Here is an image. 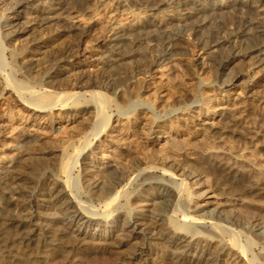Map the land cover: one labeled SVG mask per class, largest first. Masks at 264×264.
<instances>
[{
	"label": "bare ground",
	"instance_id": "bare-ground-1",
	"mask_svg": "<svg viewBox=\"0 0 264 264\" xmlns=\"http://www.w3.org/2000/svg\"><path fill=\"white\" fill-rule=\"evenodd\" d=\"M4 2H7L5 4H7L6 9H8V12L5 9L7 18H0V20L5 22L2 25L0 24V34L4 35V37L7 36L9 40H13L14 38L17 39L26 33L32 34L36 26L33 28L31 26L34 25L33 22L36 19L33 22L32 20L34 18L30 20V24L28 21L21 22L24 18L22 17L24 13L23 10L28 9V4L32 2V0H15L14 2L13 0H0V3ZM61 2V0H51L52 5L54 4V8H52L54 13L44 8L43 17L40 18L39 21L46 22L47 24V21L57 16V18L60 17V20H64L66 22L65 24H70L72 31L77 30V22H80L87 12L84 11L83 13V11L80 12V10H77L75 6H73L75 0H69V4L66 3V5H64L65 7L62 6L63 3L61 4ZM135 2L137 1L94 0L95 9L99 8L104 15V30L107 37L106 43L103 42V47L107 49L105 51H108V49L110 51L112 49L113 51V48H118L119 45L124 42L126 44L127 42H132V44H134L131 36L135 27L143 19H152L155 23L161 25V27L164 21H167L166 19H171L180 26L187 27L188 30L191 29L194 33H199L201 30L198 29L199 31H197V28L200 26L203 27L202 24L206 23H199V18L204 12L207 10L209 11V7L212 6L219 10H229L228 13H230L231 16H235V14H243L245 16L244 13H248L251 18L249 22L248 20L246 22L248 26H245V24L243 25L244 28L246 27L247 29L239 35H230L231 37L222 36L219 39L217 38V41L213 43H211L213 40H209V45H207L208 53L213 54L218 51L221 46H226V48L232 52L231 57L227 60L228 63H231L238 57L256 59L251 67L254 69L260 68L259 71L264 72V0H159L156 5L152 6L149 4L150 6L143 7L142 9L137 8L138 3L134 4ZM119 17H121V19ZM31 22L33 23L32 25ZM218 22L219 21L216 20L214 23L217 24ZM168 28L163 27L161 31L156 30V37L154 33H148L153 34L152 36L155 37L156 40L158 37L157 35L160 33L162 35H160L161 37L159 36L161 38V43L159 48L157 45V48L160 50V47H163L161 48L163 51H160L163 55L160 56L158 54L160 57L156 60L157 62L155 63H157V65H155L157 68L163 69V71L171 65V59L175 58L173 56L176 55L177 57L179 47H183L179 46V40H182V42L183 40H187L184 37L185 34L181 36L174 33L175 35L170 36V32L167 31ZM164 31L167 32L164 33ZM149 36L151 37V35H148V37ZM132 37H134V35ZM151 40H149V42H144L151 44L153 42ZM42 41L37 43L36 47H34L35 50L32 53L33 55L44 54L43 50L46 49L47 45L46 43H42ZM204 41H206V39ZM242 42L247 44L245 49H240L237 46L238 43L241 44ZM147 43L145 44L147 45ZM132 44H130V47ZM203 44H205V42ZM124 47H126V45H124ZM99 48L98 46L95 50H100ZM117 51L119 52V50ZM45 53L47 54V52ZM103 54L101 58L106 59L105 56L108 55L105 54L104 56ZM121 56L124 55L122 54ZM115 61L121 62V58ZM201 62L202 59L198 61V64ZM220 62L216 70L219 71V76L223 78L222 85L220 87L217 84L213 85L225 95L241 85L240 90L244 97L243 100L242 98L239 99L241 92L239 93L238 91L237 101L235 99L232 102L229 100H220L218 111H215L214 107L215 112L212 113L208 106H203L202 102L198 101L197 98L191 94L193 100L189 105L177 110H171V113H169L172 114L171 116H176L177 121L180 122L181 126L177 128L174 122L169 121L171 116H167V114L160 116L155 115L153 106L144 104V101L132 100L128 102V99V110H126V112L123 111L124 109L121 107H117V109H119L118 113H116L117 117L131 124H137L134 118L135 110H145L147 114H150V119L144 122L145 126L143 125V129L140 128L144 130L143 135L146 140L152 145L165 150L163 152L167 151V154L173 155V158L174 156L177 158H182L183 156L193 162L192 165L188 163H175L168 161L169 157L163 155L158 159L161 161H158L160 163L158 167L154 166L155 164L150 165L151 162H148L149 165L140 163L136 171L138 176H142L143 181H141L137 187L139 191L148 194V197H145L142 201L143 204L141 206L143 209L140 211H136L133 207L128 208L126 206L128 204L127 202V204L122 206H126L128 210L123 211L121 209L120 201L125 196L124 189L126 188L129 174L122 164V167L120 166L116 159L115 163H111L114 162L113 159V161H110L111 159L107 162L103 161L104 167L97 168L95 163L96 160L99 159V155H101L99 152L100 149L96 150L97 148L94 150L92 149L93 151L88 158L89 162H85L83 176L85 175L84 177H88V179L85 178L87 179L85 182L87 181L88 183V190L84 189L91 193L94 198L93 200H96L99 210L101 209L102 213H97L98 211H93V209L91 210L93 205L85 202L87 192L84 202L80 201L81 199L78 200L79 197L76 198L73 196L74 194L71 195L72 193L66 194L70 187L68 177L70 179V175L74 169L73 167L77 165L78 158H80L79 156L82 154L84 155L85 148L88 149L87 147H90L93 143H89L88 146H83V148L80 149H75V147L73 149L74 156L72 158L61 159L63 161L59 173L65 178L67 177V180L65 183H62L59 181L58 177H55L52 180L51 188H45L41 185L42 188L40 191L42 193V198L38 200L40 205L34 204L35 194L36 191L40 189V185L34 184L33 182L35 180H32V182L30 181L31 179L29 180L25 176L15 175L16 173H14L12 169L18 159H24L30 156L32 152L37 151L36 144H32L23 150L20 149L21 151L18 150L15 154L17 159L14 157H12L11 160H7L8 158H5L6 160L0 158V264H20L22 261L28 264H50L56 257H61L63 262L71 264L73 261L79 259L82 252H87V250L101 253L106 252V250L111 252L112 249L116 254L121 248L130 245L134 247L132 252L128 254L120 252V255L121 253L127 254L124 256V260H127L125 264H159L161 261H167V264L168 262L171 264H200L204 261L208 264H219L222 261L221 256H227L226 251L228 249L233 252L238 251L244 258V264H264L263 255V258L262 256L260 257L261 262L259 263H254L253 257L249 259L246 252L247 246L241 243L242 233L245 232L244 234H249L250 236L252 235L262 240L264 244V227L255 223L243 225L240 223L241 221H238L239 219L237 220L235 215L229 214L232 213L234 211L233 209L238 205L248 208L250 206H258L264 209V182L261 179L264 172V160L260 155L261 152H264V147L261 148L260 151L251 150L246 147V145L253 147L255 138L261 133L252 125V118L250 119L252 114L249 117V113L250 110L257 109V106L258 109L264 110V92H259L258 89L261 88L260 81L257 80L256 76L253 80L248 76V80L245 82L240 84L235 83L240 77L246 76V73L243 71H232L226 64H223L225 63L224 61ZM76 64L77 63H72L70 67L77 66ZM60 70L69 73L71 68L61 67ZM168 82L161 79L155 84L151 78H143L137 79L134 83L138 88H149L155 84L154 89L157 85L155 91H158L160 88L170 89L172 85L169 86L170 84H168ZM6 84L7 83H5V86ZM201 87L210 88L211 86L202 84ZM19 93L17 94L20 98L23 97V95L21 96ZM47 93L50 95L49 92ZM64 93L58 96V93H53L56 95H53L55 98L51 99V102L52 100L53 102H49L50 110H57L56 107H59L58 112L67 110V112L64 113L66 122L71 123L73 119L77 118L81 124L83 123V125L90 129L88 131L90 134L83 138L87 139L89 135L93 137V140L99 138V132L100 134L102 133V131H100L101 128L105 130L107 127L105 125L109 123L108 118L110 119L109 116H107L108 118L106 117V102L103 101V98H100L101 95L99 97L98 93L91 92L88 95L90 98L89 104L88 100H84L85 96L75 95L77 98L82 99V104H84L85 101L87 102H85L84 105H80L79 102H77L79 100H77V98H74L75 103L72 102V95L74 94L72 93L70 95L72 98H69L73 104L68 108L65 101L70 102L67 97L69 94L67 93L65 100L62 98V96H65L63 95ZM197 94L198 96H202L201 94L199 95V93ZM32 95L34 98L35 95L33 93ZM32 95L30 96L31 98ZM43 95L44 94H42L41 97ZM46 95L47 94H45V96ZM19 96L17 97L19 98ZM221 96L225 97L223 95ZM20 98L18 100L21 102L23 98ZM212 100H210V102ZM22 103L24 104V102ZM27 104L29 105L30 103L28 102ZM47 105L46 103L45 107H42V105L39 107L35 104L33 107H29V109L36 117H40L42 114H46V110L49 108L46 109ZM238 114L242 115V118L238 116ZM139 124L141 125V123H138V125ZM241 125H243L242 129H247V132H242V130L238 129ZM111 126L113 127L111 128ZM111 126L110 129L112 133H115L120 123L116 119L112 122ZM90 137H88L89 141ZM85 144L87 143L85 142ZM81 145L78 147H81ZM100 158L106 160L108 157L102 156ZM80 161L79 163H81ZM157 170L161 172V175L155 174ZM201 170H207L208 175L205 173V175H203L200 172ZM77 172H79V170ZM209 172L213 173V179H211L212 176ZM43 176H46L45 173ZM82 179L80 181H84ZM9 180L20 182L23 188L14 189L9 183ZM71 190H73L72 186ZM135 192L134 195H137V192ZM185 193H188L190 196L186 205L183 204V196ZM253 197H259L262 201H254ZM90 199H88L89 202L91 201ZM19 202L21 204L20 206ZM52 207L59 208L61 216L59 215L60 219L58 221H60L61 225L66 230H71L73 226H76L74 229L76 237H73L72 234H68V237L70 235V237L72 236L75 240L69 239L64 230L55 231L56 229L50 225L41 224L36 221L35 214L33 216V213H35L33 209H51ZM94 210L96 209L94 208ZM111 212H116V216L122 214L124 217L121 221L122 224L120 223L122 225V234L121 232L119 234H121L122 237L118 234L119 238H123L124 240L122 239L119 241V239H116L118 235L116 234L117 236H114V232H116L114 228L106 230L107 227L111 226H106V224L103 225V223L107 221V218L109 219ZM110 220L112 219L110 218ZM144 221L148 223H144ZM95 224L96 229L94 232L90 233L89 229ZM112 226L114 227V225ZM138 239L145 240V244L143 242L142 245L141 242H139L140 245L133 243L134 241L138 243ZM152 241L158 242V245H161L160 248L162 249V247H164L165 251L169 249L164 255L161 254L158 256L159 260L155 258L157 256H154V258L152 257ZM134 244L135 246H133ZM231 256L232 255H230V257ZM190 257H192V260L189 259Z\"/></svg>",
	"mask_w": 264,
	"mask_h": 264
},
{
	"label": "rangeland",
	"instance_id": "rangeland-1",
	"mask_svg": "<svg viewBox=\"0 0 264 264\" xmlns=\"http://www.w3.org/2000/svg\"><path fill=\"white\" fill-rule=\"evenodd\" d=\"M14 1L15 0H13V2ZM61 1H62L61 4L63 3L62 4L63 7H65L64 5H66V3L69 4V0H61ZM136 1L137 2H135L134 4L138 3L137 8L142 9L143 7L156 5L159 0L158 1L136 0ZM5 3L7 2L0 3L2 5V6L0 5V18L1 17L7 18V13L5 12V9L7 8L6 6L7 4ZM29 4H28V9L23 10L24 15L22 14V17L24 18L21 20V22H27V21L29 22L34 18L32 20L33 22L36 19L33 22L34 25H32L33 23L31 22L32 28L36 26L34 28L33 33L32 34L26 33L21 37H18L17 39L14 38L13 40H9L7 39V36L4 37V35L0 34V158L2 159L8 158L7 160H11V158L14 157L17 159L15 154L17 153L18 150L21 151L31 146L32 144L34 145L36 144L37 151L32 152L30 156L25 157L26 159L25 158L18 159L16 163L13 165L12 168L13 172L16 173L15 175L17 176L22 175L23 177L24 176L27 177V179L29 180L31 179L30 181L35 180L34 182L33 181L32 182L34 184H38V186L42 185L45 188H51L50 186L53 182L52 180L55 177H58L59 181H61L62 183H65V181L67 180V177L65 178L59 173V169L62 161L65 158L68 159L74 156L73 149L75 147H76L75 149L77 148L80 149L83 148V146L84 147L88 146L89 143L90 144L93 143L90 147H87L88 149L90 148L89 150L85 148L84 155L82 154L79 156L80 158H78L79 160L77 162V165L73 167L75 170L72 168L73 171L71 175L69 174L70 179L68 177V182L70 187L68 188L66 194L68 195L72 193L71 195L74 194L73 196H75L76 198L79 197L78 200L81 199L80 201L84 202L85 194L87 192L86 198H88V196L90 195L88 199L91 198L90 200L92 202L91 201L89 202L88 199L86 198H85L86 200L85 202H88L89 204L91 203L93 205L91 210L93 209V211L96 212L98 211L97 213H102L101 209L99 210L96 200H93L94 198L91 195V193L89 191H86L88 190L87 189L88 183L87 181L85 182V180H87L88 177H84L85 175L83 176L84 166H85L84 164L85 162H89L88 158L90 156V153L95 148H97L96 150L99 149L101 150V151L99 150L101 155H99V159H97L95 163L97 168L104 167L103 161L107 162L109 159H111L110 161L114 160V162L111 163H115L117 160L120 166L122 167L123 165L124 169H126V171L129 174L128 182H126V188L124 189L125 190L124 197L126 198L123 197L121 200L122 202L120 201L121 209L123 211L125 210L127 211L128 208L130 207L131 208L133 207V209H135L136 211H140L141 209H143V207L141 206L143 204L142 201L144 200L145 197H148L147 193L139 191L137 187L138 184H140L141 181H143L142 176H138V173L136 171L140 163L144 165H149V163L151 162L150 165L155 164L154 166L158 167L160 166L159 162H161L158 159L161 158V156L163 155L164 156L167 155L169 157L168 161L171 162H175V163L178 162L182 164L188 163L191 165L193 163L192 161H189L183 156L182 158L181 157L177 158L175 156L173 158L172 157L173 155L167 154L168 153L167 151L163 152L165 150H162V148L152 145L149 141L146 140L145 136L143 135L144 130H141V128L143 129L145 126L144 122L150 119L149 117L150 114H147L145 110L136 109L134 112V118L136 119L137 124H131L117 117L116 113H118L119 110L117 109L118 106L124 109L123 111L126 112V110H128L127 106L129 101L132 100L142 101V102L144 101L143 102L144 104L146 105L149 104L150 106H153V108L155 109L154 110L155 115L160 116L167 114V116H171L172 114H169L171 113L170 112L171 110L173 111L182 108L184 106L186 107V105H189L192 102L193 100L191 98L192 97L191 94H192L197 98L198 101L202 102L203 106H208L211 112L214 113L219 109L220 100L223 101L229 100L232 102L235 99L237 101L238 91L239 93L241 92L240 94L242 95V91L240 90L241 85L238 86L237 89L228 92L227 94L228 96L223 94L221 90H219L216 86L213 85V84H217L219 87L222 85L223 78L219 76V71L216 70L217 65L220 61L221 62L224 61L225 63L223 64H226L229 67V69H231L232 71H243L244 73H246V76L240 77L238 81L235 83L240 84L242 82H245L246 80H248V76L249 78H251V80H253L254 77L256 76L257 80L260 81V87H261V88L259 87L260 89L258 90L261 93L264 92V72L259 71L260 68L254 69L251 67L252 63L256 59H249V58L246 59L243 57H238L234 59L231 63H228L227 60L231 57L232 52L228 48H226V46H221V48L218 49V51L213 53L214 55L209 54L208 53L209 51H207V47H208L207 45H209L210 41L213 40L211 42L213 43L217 41V38L219 39L222 36L229 37L230 35L231 36L239 35L245 29H247L246 27L244 28L243 25L245 24V26H248V23L246 22L247 20L249 22L251 18L248 13H244L245 16L243 14H235V16L234 15L231 16L230 13H228L229 10L228 11L226 9L219 10L216 9L215 7L210 6L209 7L210 10L204 12L202 16L199 18V23L202 24V22H206L202 24L203 27L200 26L199 28H197V31L201 30L199 33L198 32L194 33V31L192 32L191 29L188 30L187 27H182L177 22L172 21L171 19H166L167 21H164L162 27L158 23H155L152 19H143L135 27L134 30L135 33L133 32L132 34V36L134 35V37L131 36V39H133L132 41L134 44H132V42L131 43L127 42V44L124 42L122 43L123 45L120 44L118 48H115L116 50L113 48V51L112 49L111 51L109 49L108 51H105L107 49L103 47V42L106 43L105 41L107 37L104 30V22H105L104 15L99 8L95 9L94 0H82V1L75 0V2L73 3V6H75L77 10H80V12L82 11L83 13L84 11L87 12L84 14L85 16L83 17V19H81L80 22H77L78 29L75 31L71 30L70 24H65L66 22L64 20L62 21V19L60 20L59 19L60 17L57 18V16H54L52 18L53 20L51 19L47 21V24L46 22L44 23L41 21L42 22L41 23L39 21L40 18L43 17V12L45 11V9L46 10L49 9V12L54 13L52 9L54 8V4L52 5L51 0H35V1L32 0V2H30ZM7 10L8 9H6V11ZM246 16L248 17V19ZM119 18L121 19V17ZM213 20L214 22L218 20L219 24L218 23L215 24ZM3 23L5 22L0 20V24L2 25ZM175 25L177 26V28ZM163 27L170 28V29L168 28L167 30L168 32H170L171 34L170 36H173L175 34L183 36L185 34L184 37L187 39V40H183V42L182 40H179V46H183V47H179V50L177 51L178 53L177 57L176 55L173 56L175 57L171 59L173 62L171 61V65L165 68L164 71L163 69L161 70V68H157L156 67L157 63H155L157 62L156 60L159 59L158 57L163 55V53L160 52L163 51L161 50V48L163 47L161 46L160 50L158 49L161 43L160 37L162 35L161 33L160 34L157 33L159 35H157L158 37L156 40L155 31L156 30L161 31ZM167 31H164V33H166ZM148 33H154L155 37L152 36L153 34H148ZM147 34L151 35L152 38L150 36L148 37ZM203 38H205L206 41H204L205 39ZM154 39L156 40L155 43H154L155 41ZM149 40L153 42L151 44L147 43L149 42ZM41 41L42 43H46L47 45L46 49L43 50L44 54L33 55L32 53L35 50L34 47H36V44ZM204 42L205 44H203ZM145 43H147V45ZM130 44H132L131 47ZM124 45H126V47H124ZM98 46L100 47L99 48L100 50H95L96 47ZM237 46L240 49L242 48L245 49L247 47V44L242 42L241 44L238 43ZM117 50H119L120 53ZM45 52H47V54ZM121 53L124 56H121L122 55ZM102 54L104 56L105 54L108 55L105 56L106 59L101 58ZM118 55H120L121 57ZM120 58H121V62L115 61ZM201 59L202 62L198 64V61H200ZM99 61L101 64L99 63ZM71 62L73 64L77 63L76 64L77 66L70 67L72 64ZM61 67H65L69 69L71 68V71L69 73H66L60 70ZM143 78L144 79L151 78L155 82V84L161 79L167 82L169 81L168 84H170L169 86L172 85L171 86L172 88L171 87L170 89L160 88L158 89V91H155L157 87L156 85L154 89L155 84L149 88H144V87L138 88V86H136L134 82L137 79H143ZM5 83H7L6 86ZM202 84H207L208 86L211 87L202 88L201 87ZM31 91L37 99L35 97L33 98ZM47 92H49L50 95H48ZM61 92L66 93L63 94L65 95L64 97L62 96L63 99L66 98L67 93L69 94V96H67L68 98L72 93H74L72 95L73 98L72 96L70 97L72 98V102L74 103H75L74 98L76 99L77 98L76 96L78 95L85 96L84 100H88V104L90 101L88 95L91 92L98 93L99 97L101 95L100 98H103V101L107 103V104L105 103L107 109V110L105 109L106 117L109 116L110 119L107 117L109 123L105 125L107 126L105 130L104 129L102 130L101 128L100 131H102V133L100 134L99 132L100 135L99 138L96 137L97 139L93 140V137L92 136L90 137V135L88 136L90 137V141L88 137L87 139L83 138L84 136L86 137L88 134H90V132H88L90 129L85 125H83V123L81 124L77 118L73 119L71 123L66 122V118H64V113L67 112V110H64V112L61 111L58 112L59 107H56L57 110L55 109L50 110L49 104L53 102V100L51 102V99L55 98V96L53 95H56L57 93H58L57 96L62 95ZM17 93L21 94V96L23 95V97H21L23 98L21 102L18 100L20 96ZM197 93H199V95L201 94L202 96H198ZM42 94L44 95L41 97ZM45 94H47L48 97L47 95L45 96ZM16 95L19 96V98ZM31 95L32 98L30 97ZM221 95L225 97H222ZM241 95H239L240 96L239 99L242 98L243 100L244 97L243 95L242 96ZM70 98H69L70 102L65 101V104H67L68 108L71 107L73 104L71 103ZM78 99L79 98H77V100ZM210 100L212 101L210 102ZM22 102H24V104ZM28 102L30 103L29 105L27 104ZM77 102H79L80 105L83 103L82 99H79ZM34 103L36 104V106L39 107H41V105L42 107H45V104L47 103L48 105L46 106V109L48 107L49 108L48 110H46V114H42L40 117H36V115H34L33 112L29 109V107H33L35 105ZM214 107H215V111H214ZM238 116H241L242 118V115L238 114ZM249 117L250 119L252 118L251 121L254 128L261 133L259 136L255 138L254 141L255 147L254 146L251 147L250 145H246V147L251 150L260 151V149L264 147V110L258 109L257 106V109L255 108L250 110ZM116 119L120 123V126H118L117 130L115 129L116 130L115 133H112L110 126L112 122ZM169 119H170L169 121L174 122L176 128L178 126H181L180 122L177 121L176 116H171ZM138 123H141V125L140 124L138 125ZM113 126H111V128ZM242 126L243 125H241V127H239L238 129L242 130V132H247V129H242ZM85 142L87 144H85ZM80 145L81 147H78ZM260 155L264 160V152L263 153L261 152ZM102 156L108 158L106 160H102V158H100ZM79 161L81 163H79ZM78 170L79 172H77ZM200 172L203 175L205 174L208 175L207 170H201ZM44 173L46 175L45 177L43 176ZM155 174L161 175V172L157 170ZM209 174L212 176L213 173L209 172ZM78 175L81 176L79 177ZM38 177L40 178V180ZM213 178L214 177L212 176L211 179ZM81 179L84 181H80ZM261 179L264 182V172L261 176ZM9 183L14 189L23 188V185L20 182L10 181ZM70 183L73 184L71 185ZM40 186H39L40 189L38 190L36 189L37 191L34 199V204H39V205L40 202L38 200H41L42 198L41 197L42 193L40 191L42 186L41 187ZM71 186L73 190H71ZM134 192L138 196L134 195ZM189 199H190L189 194L185 193L183 196V204L186 205V202ZM253 200L258 202L262 201L261 198L259 197H253ZM125 204H127L126 206L128 208L126 206L125 207L122 206ZM20 205L21 204L19 202V206ZM238 206L235 207L236 209L234 208L233 209L234 211L229 214L235 215L237 217V220L239 219L238 221H241L240 223H242L243 225L244 224L250 225L251 223H255L264 227L263 208H260L258 206L256 207L250 206L249 208L244 206L242 207L241 205ZM93 207L96 210H94ZM33 210H35L33 216L35 214V219L36 221H38V223L45 225L48 224L54 229H56L55 231L64 230L65 234H67V237L68 234H72L73 237L74 236L76 237V234L74 233V229L76 226L75 227L73 226L71 230H66L61 225L60 221H58L60 219L59 215L61 216L58 207H52L51 209L35 208ZM116 215H117L116 212H111L109 219L107 218V221L103 223V225L106 224V226H111V227H107L106 230H110L111 228H114V230L116 231L114 232V236L116 234L118 235L121 232V228H122L121 221L124 218L122 214L119 216ZM110 218L112 220H110ZM144 223H148V222L144 221ZM112 225H114V227ZM146 225L149 226L148 224ZM95 229H96V224L89 229V232L92 233L94 232ZM244 233L245 232H243L241 236V243L244 246H247L246 248L247 250L246 249L245 250L247 252L249 259H252L250 257H253L254 263L261 262L260 257L262 255L264 256V244L262 243V240H259L257 237H253L252 235L250 236L249 234H244ZM121 234L119 235L121 236ZM119 235L115 237L120 241L123 238H119ZM72 236L70 237L69 235L68 238L75 240V238H72ZM144 241L145 240L141 239L137 241L138 243H136V241H134L133 243L140 245L139 242H141L142 245L143 243L145 244L146 241L145 242ZM155 242L156 241L151 242L153 245L152 248L151 247L150 248L151 251H153L152 257L154 258V256H157L155 258L159 260L158 256L161 254L164 255L169 249H166L167 251H165L164 250L165 248L162 247L163 249L162 250L160 248L161 245H158V242L156 243ZM135 244L133 246H135ZM132 249H134L132 245L123 247L120 250H118L119 254L118 253L115 254V251L112 249L111 252L106 250V252H101V253L97 251L93 252L87 250V252H82L79 256V259L73 261L71 264H75V263L76 264H125L127 260H124V256H126L129 252H132L133 251ZM120 252H125L127 254L121 253L120 255ZM226 254L229 257H227L226 255L221 256L222 261L219 264L245 263L244 258L242 257V255L238 253V251L233 252L232 250L228 249L226 251ZM230 255H232L231 256L232 258L230 257ZM255 258L257 261L255 260ZM189 259L192 260V257H190ZM161 262H159V264H167V261H161ZM20 264H28V263L22 261L20 262ZM39 264H44V263H39ZM50 264H69V263L63 262L61 257H56ZM168 264L171 263L168 262ZM200 264H208V263L204 261L203 263Z\"/></svg>",
	"mask_w": 264,
	"mask_h": 264
}]
</instances>
